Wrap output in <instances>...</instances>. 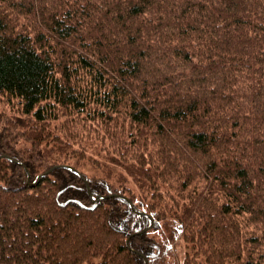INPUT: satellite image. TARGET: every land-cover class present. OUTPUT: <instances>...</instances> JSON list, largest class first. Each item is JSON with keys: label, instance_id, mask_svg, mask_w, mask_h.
I'll use <instances>...</instances> for the list:
<instances>
[{"label": "trees", "instance_id": "1", "mask_svg": "<svg viewBox=\"0 0 264 264\" xmlns=\"http://www.w3.org/2000/svg\"><path fill=\"white\" fill-rule=\"evenodd\" d=\"M15 1L0 264H264V0Z\"/></svg>", "mask_w": 264, "mask_h": 264}, {"label": "rangeland", "instance_id": "2", "mask_svg": "<svg viewBox=\"0 0 264 264\" xmlns=\"http://www.w3.org/2000/svg\"><path fill=\"white\" fill-rule=\"evenodd\" d=\"M19 3V1L18 0H16L14 3H13V5H15V4H18ZM8 18L11 20V21H15V22H17V23H19V24H21V25H19V27H23L26 23H24L25 22V19L27 18V10L26 9H24V8H22V6L21 5H19L18 7H17V9L13 12V13H10V11H8ZM13 19V20H12ZM14 141H17V138L14 140ZM2 142H3V138L1 139L0 138V144H2ZM52 143V141H49V143H48V145L49 144H51ZM18 150H23V151H25L24 149H18ZM0 156H4V157H7V158H10L8 155H4V154H1ZM27 156H29L28 154H27ZM73 164H75V163H73ZM73 164H70V163H67L66 165H63V167H65V166H70V167H72L75 171H77L78 173H79V175H81L82 177H84V175H88V174H91V167L89 166V165H87V162L86 163H82V162H80L79 164H75V166L73 165ZM59 166H61V165H56V166H54V167H50V169L49 170H47V171H45V172H43L42 174H40V175H38L37 177H36V179L39 177L40 178V176L41 175H44V174H48L49 172H51L52 171V169H54V168H56V167H59ZM147 167V166H146ZM39 178H38V180H39ZM35 179V180H36ZM38 180L36 181V182H38ZM129 182L130 181H128V184H129ZM131 188L133 189V190H135V188H134V186H131ZM124 198V197H123ZM126 198V197H125ZM129 200V199H128ZM149 218H150V216H148ZM152 220L150 219V223H149V228H151V226H152ZM155 233H157V232H155ZM184 243H182V239H180L179 241H178V243L176 244V249H175V252L173 251L172 252V254H171V256L169 257V261L171 262V263H173V262H175L176 260H179V261H181V259H182V257L184 256V254L185 253H187V249L186 248H184ZM99 261V257H93L92 259H91V262L92 263H97ZM84 264H87V263H84ZM145 264H148L147 262H145Z\"/></svg>", "mask_w": 264, "mask_h": 264}, {"label": "water", "instance_id": "3", "mask_svg": "<svg viewBox=\"0 0 264 264\" xmlns=\"http://www.w3.org/2000/svg\"><path fill=\"white\" fill-rule=\"evenodd\" d=\"M66 168H68V169H71V170H73L75 173H77V174H79L77 171H75L72 167H70V166H65ZM39 178V177H38ZM38 178L35 180V182L38 180Z\"/></svg>", "mask_w": 264, "mask_h": 264}]
</instances>
